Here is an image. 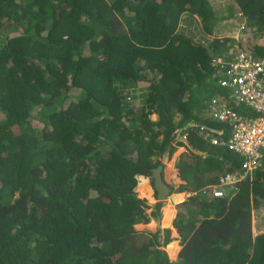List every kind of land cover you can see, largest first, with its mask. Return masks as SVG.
I'll list each match as a JSON object with an SVG mask.
<instances>
[{
	"label": "trees",
	"instance_id": "1",
	"mask_svg": "<svg viewBox=\"0 0 264 264\" xmlns=\"http://www.w3.org/2000/svg\"><path fill=\"white\" fill-rule=\"evenodd\" d=\"M231 1L253 27L238 46L264 56V0ZM225 10L209 0H0V264H264V233L252 232L264 163L221 186L243 158L209 144L231 132L207 108L225 95L223 63L212 64L234 43L219 41L233 23V5ZM140 83L139 104L127 102L124 88ZM179 147L173 192L194 194V206L177 211L171 261L173 229H136L163 205L137 186L156 168L163 176Z\"/></svg>",
	"mask_w": 264,
	"mask_h": 264
},
{
	"label": "built area",
	"instance_id": "2",
	"mask_svg": "<svg viewBox=\"0 0 264 264\" xmlns=\"http://www.w3.org/2000/svg\"><path fill=\"white\" fill-rule=\"evenodd\" d=\"M242 13L238 14V17ZM246 28L244 22L235 25L231 31L233 45L228 49V58L213 59L212 64H221L224 70L217 79L216 85L228 97L215 94L207 105L209 115L214 120L229 125L231 132L227 139L210 138V145L224 147L239 154L243 158L242 172L238 175H228L221 179V186H234L247 175L262 166L264 159V56L255 57L240 49L238 44L244 40ZM225 62V64H224ZM234 102L243 109L236 110L229 104ZM215 197L223 193L216 187L212 189ZM192 193L183 194L190 198Z\"/></svg>",
	"mask_w": 264,
	"mask_h": 264
},
{
	"label": "rangeland",
	"instance_id": "3",
	"mask_svg": "<svg viewBox=\"0 0 264 264\" xmlns=\"http://www.w3.org/2000/svg\"><path fill=\"white\" fill-rule=\"evenodd\" d=\"M210 3H211V5L213 6V8L218 12V14L219 15H225V13H226V10H225V8L229 5V4H232L233 5V8H237V6L235 5V4H233L232 3V1L231 0H210ZM215 22H217V21H215ZM217 25H216V27L217 26H220L221 24H223V23H221L220 24V21H218L217 23H216ZM187 27H188V32L191 34V35H195V36H198V30L197 29H192V25L190 24V25H187ZM218 34V33H217ZM218 37H220V34H218ZM196 38V37H195ZM200 39H201V36H200ZM260 41H262L260 38L258 39V41H257V43L258 42H260ZM263 43L261 42L260 43V45H262ZM217 78H220V75H218L217 74V76H216ZM139 85V87H144V86H146L144 83H143V85H142V83H140V84H138ZM219 92H221V90L219 89ZM224 92V91H223ZM213 91L212 90H210V91H202V90H200V92H199V94H200V96H210V95H213ZM225 93V95H222L223 96V98L224 99H227V97H228V93H227V91H225L224 92ZM197 94H198V92H197ZM199 94L197 95V96H199ZM134 96H135V98H136V96H137V93L136 92H134V94H133ZM139 95V94H138ZM133 96V97H134ZM134 103H136V101L134 102ZM150 119H152V120H154V121H156L157 120V118L155 117V116H152ZM160 142H161V137L157 140V143L158 144H160ZM173 146H175V144L174 143H172L171 144V146L170 147H173ZM182 149L183 148H181V147H179V148H177V150H176V152L173 154V156L171 157V158H169L168 157V154L167 155H165V160H163L162 161V164H163V175H164V177L167 179V177H169V179H170V182H168V181H166V182H168V184H169V187L170 188H172V191H171V194L167 197V199L164 201V202H162L163 203V205H162V208H161V218L159 219V220H151L150 222H149V224H147V225H143V224H140V225H137L136 226V229L137 230H140V231H142V230H146V231H149V232H155L157 229H160V230H166V229H172L171 227L170 228H163V224H162V217H163V208L165 207V205L169 202V200H170V197L173 195V194H177V193H174L173 191H175L178 187H179V185L178 184H180L181 182H179V183H176L177 182V180L175 179V177H177V174H178V172H177V169L174 167L173 168V166H172V169H169L168 171L166 170L167 168H170V167H168L167 165H166V163H167V161H169V162H172V165L175 163V161L177 160V158H178V156H179V154L182 152ZM155 161V160H154ZM174 166H175V164H174ZM165 171L167 172V174H165ZM169 173V174H168ZM168 179V180H169ZM179 180V179H178ZM151 181V183H152V180H150ZM140 195H142L143 196V193L141 192L140 193ZM145 195V194H144ZM146 195L148 196V194L146 193ZM154 201L153 202H149L147 199H144L145 201H147V203H151L152 205H154L157 201H156V198H155V196H154ZM186 199L184 198V196H183V199H182V201H180V202H178L177 203V205L178 204H180V203H182V202H186L185 201ZM175 214V216H176V214L177 213H174ZM174 217V216H173ZM175 218V217H174ZM171 220L172 219H170V220H166V225H169V224H171ZM252 232H253V235L254 236H256V235H258V234H261V233H264V201H262V203L260 204V206H258V207H256V208H253V211H252ZM174 235V233L172 232V236ZM172 246V248H173V253L174 254H171V252L169 251V249H170V247ZM179 250H180V247L178 246V243H174V242H172V243H170L168 246H166L165 247V251H166V253L168 254V258L171 260V261H175L176 259H177V255H178V253H179Z\"/></svg>",
	"mask_w": 264,
	"mask_h": 264
},
{
	"label": "clouds",
	"instance_id": "4",
	"mask_svg": "<svg viewBox=\"0 0 264 264\" xmlns=\"http://www.w3.org/2000/svg\"><path fill=\"white\" fill-rule=\"evenodd\" d=\"M210 1V0H209ZM239 13H242V16H240V17H238V14ZM245 13L242 11V10H239L238 8H234V14H233V23L232 22H227V21H225V29H224V31L222 32V34L220 35V37H219V41L221 42V41H223V40H225L226 38H230L231 36H232V33H231V31L232 30H234V28H235V25H237L238 23L240 24L241 22L243 23L244 22V25H245V27H246V25H247V19L245 18ZM252 26H249V28H246V29H248L249 30V33L251 32V30H252ZM232 38V37H231ZM125 89V93H124V95H126V96H124L125 98H126V101L127 102H130V103H134L135 101H136V103H134L135 105L136 104H139V96L141 95L140 93H144V89H141L140 87H139V85L137 86V87H129V88H124ZM141 89V90H140ZM122 90V89H121ZM134 92H136L137 93V96H136V98H135V96L133 95L134 94ZM139 94V95H138ZM134 96V97H133ZM231 104H233V106L231 105V107H233V108H237V106L235 105V103L234 102H231ZM214 120V119H213ZM214 121H216V120H214ZM221 123V122H220ZM229 126V125H228ZM183 141L184 142H186V139L185 138H183ZM209 141H210V139H209ZM210 144V143H209ZM182 148V147H181ZM183 151H184V148L182 149ZM264 163V159H263V162H262V164ZM250 176H252V175H247L246 177H250ZM245 177V178H246ZM150 180V179H149ZM243 180V179H242ZM241 180V181H242ZM240 181V182H241ZM151 182V181H150ZM239 183V182H238ZM151 185H152V183H151ZM152 187H153V185H152ZM171 189V188H170ZM218 190H221L220 188H218ZM222 191V190H221ZM155 192V191H154ZM188 192H183V194H187ZM211 193H212V191H211ZM222 193H223V191H222ZM177 194H182V193H177ZM213 194V193H212ZM192 197V196H191ZM190 197V198H191ZM215 197V196H214ZM223 197V196H222ZM222 197H218V198H222ZM155 198H156V194H155ZM190 198H187L185 201L186 202H182V203H180V205H184V204H190V203H187L189 200H190ZM177 205V204H176ZM179 205V204H178ZM185 206V205H184ZM252 211H253V209H252ZM175 219V218H174ZM174 219H173V221H174ZM173 223V222H172ZM172 226V225H171ZM172 229H173V227H172ZM174 230V229H173ZM178 246H179V244H178ZM180 247V246H179Z\"/></svg>",
	"mask_w": 264,
	"mask_h": 264
},
{
	"label": "water",
	"instance_id": "5",
	"mask_svg": "<svg viewBox=\"0 0 264 264\" xmlns=\"http://www.w3.org/2000/svg\"><path fill=\"white\" fill-rule=\"evenodd\" d=\"M151 179H152L153 189L156 194V201L164 202L167 199V197L171 194V189L164 182L160 168H156L152 171ZM147 204L151 206V203H147ZM187 205L194 206V204H187ZM182 207H184V205L179 204V205H175L174 209L175 211H178ZM173 219L171 220V225H172Z\"/></svg>",
	"mask_w": 264,
	"mask_h": 264
},
{
	"label": "crops",
	"instance_id": "6",
	"mask_svg": "<svg viewBox=\"0 0 264 264\" xmlns=\"http://www.w3.org/2000/svg\"><path fill=\"white\" fill-rule=\"evenodd\" d=\"M260 39H261L262 41H260V42L257 43V47H258V48H263V47H264V35H263ZM261 42L263 43L262 45H260ZM229 105L231 106V103H230ZM182 151H183V150H182ZM174 167H175V166H174V164H173V168H174ZM166 170L168 171L169 168H167ZM165 174H167L166 171H165ZM168 174H169V173H168ZM165 177H166V176H165ZM165 177H164V175H163V180H164V182L169 186L168 182H170V179H169V177H167V179H166ZM168 179H169V180H168ZM175 179L177 180L176 183L181 182L180 179L178 180V175H177V177H175ZM166 181H168V182H166ZM141 184H142V185L145 184V188H147L146 193L148 194V196H146L145 198H142V199H147L149 202H150V201L153 202V201L155 200V199H154L155 192H154V189H153V187H152V185H151L150 180H149L148 178H145V177H140V178H139V181H138V186H137V188H138ZM178 185H179V184H178ZM182 194H183V193H182ZM151 206H153V205L151 204ZM170 211H172V208L169 209V210H167L166 214H169ZM174 213H177V211H175V209H174ZM174 217H175V214H174ZM174 217H173V218H174ZM172 232L174 233L173 237L175 238V241H173V242L179 244V241L176 240V238H178V235L176 234V232H175L174 230H173Z\"/></svg>",
	"mask_w": 264,
	"mask_h": 264
},
{
	"label": "bare ground",
	"instance_id": "7",
	"mask_svg": "<svg viewBox=\"0 0 264 264\" xmlns=\"http://www.w3.org/2000/svg\"><path fill=\"white\" fill-rule=\"evenodd\" d=\"M168 167H170L169 169H171V165H167ZM146 190L147 188H145V184L144 185H140L138 187V196L141 197V198H145L147 195H146ZM143 193V196L140 195V193ZM145 194V195H144ZM183 199V194H173L171 197H170V200L169 202L165 205V207L163 208V217H162V224H163V228H165V225H166V220H170V219H173V216H174V206L182 201ZM172 208V211H170L169 214H166L167 210L171 209ZM168 228H172L171 224L169 225H166Z\"/></svg>",
	"mask_w": 264,
	"mask_h": 264
}]
</instances>
